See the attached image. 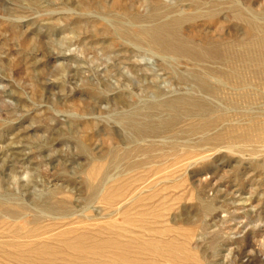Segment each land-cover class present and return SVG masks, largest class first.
<instances>
[{
	"label": "rangeland",
	"instance_id": "1",
	"mask_svg": "<svg viewBox=\"0 0 264 264\" xmlns=\"http://www.w3.org/2000/svg\"><path fill=\"white\" fill-rule=\"evenodd\" d=\"M193 1L0 0V202L16 209L10 215L0 207V264H242L244 240L259 257L253 263H264L263 143H237L234 153L220 148L206 153L208 159L183 161L181 151L158 143L193 145L194 136L168 132L162 140H141L124 123L130 115L150 125L167 116L150 110L153 102L200 95L192 82L177 78L189 65L117 35L154 14L160 20L199 14ZM243 3L264 22V0ZM225 13L216 23L197 18L183 32L196 43L247 40ZM235 93L221 89L209 97L221 110H241L246 103ZM144 140L157 146L147 148ZM92 185L98 192L89 193ZM53 192L60 193L52 201L71 209L70 219L50 220L38 209ZM198 198L223 207L202 214ZM21 204L29 210L16 208ZM229 213L233 218L225 219Z\"/></svg>",
	"mask_w": 264,
	"mask_h": 264
},
{
	"label": "bare ground",
	"instance_id": "2",
	"mask_svg": "<svg viewBox=\"0 0 264 264\" xmlns=\"http://www.w3.org/2000/svg\"><path fill=\"white\" fill-rule=\"evenodd\" d=\"M193 3L196 4V7L198 6V8H200L198 11L199 14L196 15L181 14V13L175 15L171 14L172 16H167V17L164 16L165 18L161 17L162 18L161 20L158 18L156 19L157 15L154 14L152 15V17L150 16L147 19V22L146 21L142 22L141 20H139L140 19L139 17L134 16L133 21L135 20L142 22L141 24L137 25V29L135 31L134 30L126 31L123 29H117V35H119L118 39L125 40L127 44L137 45L143 48L145 47L146 49L156 54L167 55L170 56L173 60H177V62L180 63L182 62L185 63L186 65H189L188 74L186 76L182 74H177V78L182 83H185L187 81L192 82L194 84V87L198 90V92H200V95L198 96L177 95L150 104V110L165 111V114L167 112L166 117L158 119L155 123H152L150 125L141 124L136 122L135 119H133L130 115L124 117V123L127 127H129L132 130L131 132H133V135L141 140L144 138H154V137L161 138L162 140V137L159 136L163 133H168V132H172L173 134H180V136L181 135H190V137L194 136L195 143H193V145L182 144V143L179 144L173 138H172L173 140H169L168 138V142H164L160 140L162 143H158L162 146L163 144L164 145L166 144L169 150L175 152V154L177 151L178 152L181 151L184 159L183 161L192 158L195 159L197 158L198 159L197 161H200L201 159H204L207 156L208 159L209 155L204 156L206 153L221 150L220 148H224L229 153L230 152L234 153L238 149L235 147L236 144L242 142L263 143L262 148L264 149V22H258L255 17H252L248 9L244 6L243 0L242 2L239 0H194ZM221 10L226 11V13L230 16V18H232L235 21H238V23L242 25V28L244 29L245 32L244 34L247 37L246 39L247 40L251 39V44L248 42L249 40L248 41L245 40L242 43L236 45L234 42L231 41L226 42L224 40H213L206 38L200 40L199 43H196L194 41L193 36L188 37L184 34L183 32L184 24L194 23L197 20V18H203L215 22L214 20L217 18ZM260 15L264 17V9L261 11ZM237 60L239 62L238 66H236V64H234L233 62ZM221 89L224 91L225 90L237 91L238 93H235V98L238 97L239 99H242V101L246 103L245 106L240 108L241 110L231 109L232 113H230L231 110H224V109L221 110V108L220 109L217 108V106L213 103V101L210 99L209 96L216 97ZM235 100L236 99L231 100L232 102L231 104H233L234 107L236 102L233 101ZM261 100H263L262 103L260 102L261 104L259 103L257 105H253L257 103V101H261ZM149 117L152 118L151 116ZM185 120L188 121V123H186L185 128H182L179 131H175L174 129L176 125H178L180 121H185ZM155 142L151 141L149 143L146 141L147 143L146 147L148 148V147L157 146L156 144H154ZM136 143L138 144V141ZM142 143L144 144V142ZM142 143H139L138 145H143ZM255 151L256 148L254 149L251 148L248 152L252 154L255 153ZM213 153L215 154V152ZM117 157L118 156H115V158ZM144 159H146V157H144ZM115 160L117 161L118 158ZM165 161H167V159ZM94 170L95 168L93 169V171ZM175 170L178 171L179 169H175ZM101 175L102 174L100 173L99 178H102ZM94 184L97 183H93V185ZM86 185L87 182L85 186ZM93 185L90 186L91 192L88 191L89 193L98 192L99 189L96 190L97 189L96 185L95 186ZM58 193L53 192V194H51L50 196L48 195L49 201H44V203L42 202L43 201L42 198V201L38 202L39 203L38 209L46 213L49 216V218H52L50 220L59 219L63 221L70 217L71 214L69 213L71 209L68 206H66V204L63 201H57V200L52 201V199H54L52 197ZM198 200H199V212H201L202 214L204 213L207 215H212L218 208L223 207L222 205H217L216 202L212 200L203 199V198H198ZM231 203H235V201L233 200V202ZM0 207L3 209L4 213H10V215L11 212L14 213L15 212L14 210H16V209L13 210V207L10 209L9 207L5 206L4 202H0ZM16 208L21 209L22 211H24V213L25 210H29L27 209L26 206L22 204ZM36 211L37 214L36 213L35 214L38 216L40 213H38V210ZM46 214L45 216H47ZM13 218L17 219L16 217ZM232 218L233 215L229 213L227 214L225 219L229 220ZM41 219L42 218H40V220ZM204 229L205 228H203V230ZM178 235L180 234L178 233ZM176 236L175 238L177 239L180 238ZM215 240L216 237L212 238L211 240L212 243L215 242ZM242 243H243L242 249L239 252L240 259L242 258V264H254L253 261L257 257L256 255L250 252L249 250L251 248L250 243L247 242L246 240H244V242ZM176 244H178V242ZM79 245H81V243ZM262 245L264 246V242ZM189 247L186 246V248ZM183 253L184 252H182L181 254L184 255ZM164 256L166 255L164 254ZM257 259H255V261ZM237 260L239 259L237 258ZM258 264H262V263H258Z\"/></svg>",
	"mask_w": 264,
	"mask_h": 264
}]
</instances>
